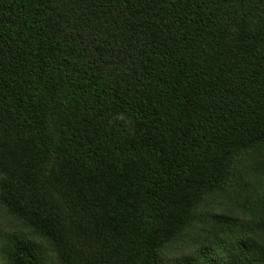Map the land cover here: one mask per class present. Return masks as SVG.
I'll list each match as a JSON object with an SVG mask.
<instances>
[{
  "label": "trees",
  "instance_id": "obj_1",
  "mask_svg": "<svg viewBox=\"0 0 264 264\" xmlns=\"http://www.w3.org/2000/svg\"><path fill=\"white\" fill-rule=\"evenodd\" d=\"M262 163L264 0H0V264H264Z\"/></svg>",
  "mask_w": 264,
  "mask_h": 264
},
{
  "label": "snow or ice",
  "instance_id": "obj_2",
  "mask_svg": "<svg viewBox=\"0 0 264 264\" xmlns=\"http://www.w3.org/2000/svg\"><path fill=\"white\" fill-rule=\"evenodd\" d=\"M246 179L248 180V185L245 191L243 193H238L237 195H244L251 199L252 197H256L258 182H264V163L259 166V176L257 175L256 166L253 165ZM256 202L258 206L253 213V217L259 216V218L264 221V188L261 189ZM24 243L25 241L23 240L18 241V244L20 245ZM37 251H39L38 248ZM35 264H41V260L38 258Z\"/></svg>",
  "mask_w": 264,
  "mask_h": 264
}]
</instances>
